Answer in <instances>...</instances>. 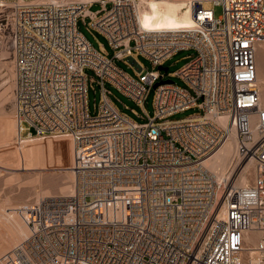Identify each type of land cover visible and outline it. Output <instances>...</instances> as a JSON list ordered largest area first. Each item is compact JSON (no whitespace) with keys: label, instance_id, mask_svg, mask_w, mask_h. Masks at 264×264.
<instances>
[{"label":"built area","instance_id":"obj_1","mask_svg":"<svg viewBox=\"0 0 264 264\" xmlns=\"http://www.w3.org/2000/svg\"><path fill=\"white\" fill-rule=\"evenodd\" d=\"M204 1L190 3L191 26L147 28L138 0H0V63L12 68L19 136L70 138L76 176L72 193L15 208L28 233L9 250L11 264H264V106L256 83L264 0H207L222 7L217 18ZM93 3L100 8L92 11ZM79 20L108 41L111 57L92 46ZM189 49L195 55L167 73L181 87L159 66ZM91 83L100 90L93 114ZM105 84L140 107L131 111L143 121L120 110ZM152 89L149 115L143 103ZM229 139L232 166L253 165L246 184L205 165Z\"/></svg>","mask_w":264,"mask_h":264},{"label":"rangeland","instance_id":"obj_2","mask_svg":"<svg viewBox=\"0 0 264 264\" xmlns=\"http://www.w3.org/2000/svg\"><path fill=\"white\" fill-rule=\"evenodd\" d=\"M99 8L98 3H93L90 7L92 11ZM203 8L211 9L216 18L222 15L220 5L204 2ZM78 29L94 48L100 49L102 46L106 54L109 57L112 56L113 49L102 35L90 34L81 20L78 21ZM194 55L195 52L192 49L177 51L163 65V67H167V71L163 70L165 77L170 78L177 85L185 87V83L181 79L177 76L169 77L167 73L175 72ZM138 60L144 70L152 68L151 62L145 57L139 56ZM257 60L260 66H264L262 52L257 54ZM115 63L130 75L135 76L133 68L126 62L115 60ZM86 72L91 75V71L87 70ZM12 79L11 65L2 61L0 63V264H11L8 258L9 250L28 233L27 226L22 217L15 212V208L36 201L43 196L69 192L76 182L75 173L71 169L73 164V143L71 141L61 138L49 139L59 141L56 143L60 147H53L50 143L45 142L46 140L5 145L12 140L15 141L16 117L12 103ZM90 86H88L87 99L89 110L93 114L94 106L98 104L100 90L94 83H91ZM105 87L111 91L110 97L120 110L137 121H143L131 111L134 109L140 113L142 112L140 107L111 85L105 84ZM153 93L152 89L143 103L149 115L153 114ZM196 112H198L196 108L189 109L173 115L172 118H182ZM229 163L226 164L227 166L222 172L229 174L232 171V178H235L237 185H241L243 178L246 182L252 179L253 165L249 161L246 159L237 160L233 162V166H231L232 162L230 165Z\"/></svg>","mask_w":264,"mask_h":264},{"label":"bare ground","instance_id":"obj_3","mask_svg":"<svg viewBox=\"0 0 264 264\" xmlns=\"http://www.w3.org/2000/svg\"><path fill=\"white\" fill-rule=\"evenodd\" d=\"M39 1V0H35ZM88 1V0H81ZM192 0H138L136 7L140 15V21L143 26L147 28H163V27H180L191 26L193 21L190 13V3ZM204 2H208L205 0ZM264 65V64H263ZM256 83L260 91V104L264 106V66H260L256 56ZM251 122H255V117H252ZM64 139L71 141L70 138L64 136H52L28 139L19 136L17 127V120L15 124V141H11L5 145L11 146L16 143L25 144L28 142H34L35 140H46L53 147H60L57 145V140L49 139ZM72 142V141H71ZM32 145V144H31ZM29 147V146H28ZM235 140L229 139L224 145L208 160L205 161V165L211 169L218 177L229 176L228 173L222 172L227 166L228 162H232L235 156ZM229 163V165H230ZM232 166V165H231ZM230 166V168H231ZM243 178V177H242ZM245 178L242 179L241 185L246 184ZM75 186V184H74ZM74 186L69 192L62 194L72 193ZM61 194V193H60Z\"/></svg>","mask_w":264,"mask_h":264},{"label":"water","instance_id":"obj_4","mask_svg":"<svg viewBox=\"0 0 264 264\" xmlns=\"http://www.w3.org/2000/svg\"><path fill=\"white\" fill-rule=\"evenodd\" d=\"M159 68H160V69H163L164 71L167 70V67H161V66H159ZM158 84H159V83H156V84L154 85V87H156Z\"/></svg>","mask_w":264,"mask_h":264}]
</instances>
